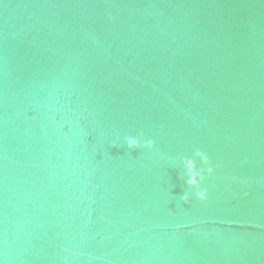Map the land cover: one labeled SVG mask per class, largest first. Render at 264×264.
<instances>
[{
	"label": "water",
	"instance_id": "obj_1",
	"mask_svg": "<svg viewBox=\"0 0 264 264\" xmlns=\"http://www.w3.org/2000/svg\"><path fill=\"white\" fill-rule=\"evenodd\" d=\"M104 2L0 0V257L264 264V0ZM195 147L221 168L187 204Z\"/></svg>",
	"mask_w": 264,
	"mask_h": 264
},
{
	"label": "clouds",
	"instance_id": "obj_2",
	"mask_svg": "<svg viewBox=\"0 0 264 264\" xmlns=\"http://www.w3.org/2000/svg\"><path fill=\"white\" fill-rule=\"evenodd\" d=\"M32 5H26L24 8L31 7ZM89 7H100L104 9L103 15L109 21H115L116 15L114 14V9H120L126 7V5L109 2L105 0L104 3L99 5H89ZM5 24L7 25V18L5 19ZM93 44H99V38L94 37L92 39ZM120 137L117 135L112 140V146L119 148ZM124 143H126L129 149L132 148H149L154 149L157 145V141L152 136H146L143 131H140L138 134H128L124 137ZM175 159L180 162L182 165V171L179 172V178L183 180L189 187L180 197L182 201L187 204L192 203L193 190L195 198L203 203H207L210 200V192L207 187V181L215 176L218 172V169L221 168L219 162L215 161L213 157L203 148L195 147L191 155H177ZM239 185V190L235 191L233 195L236 199H247L253 196V188L251 184L244 180L241 176L233 174L230 177V184ZM221 223H231L230 221ZM251 227H260V225L253 224ZM91 256V254H89ZM96 261H104V257H93ZM0 264H12V261L9 259L7 251H5L3 257H0ZM106 264H112L111 261H107Z\"/></svg>",
	"mask_w": 264,
	"mask_h": 264
}]
</instances>
